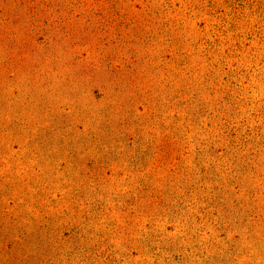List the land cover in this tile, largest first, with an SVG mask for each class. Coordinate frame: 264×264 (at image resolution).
Instances as JSON below:
<instances>
[{
  "label": "rangeland",
  "instance_id": "374dc122",
  "mask_svg": "<svg viewBox=\"0 0 264 264\" xmlns=\"http://www.w3.org/2000/svg\"><path fill=\"white\" fill-rule=\"evenodd\" d=\"M0 264H264V0H0Z\"/></svg>",
  "mask_w": 264,
  "mask_h": 264
}]
</instances>
